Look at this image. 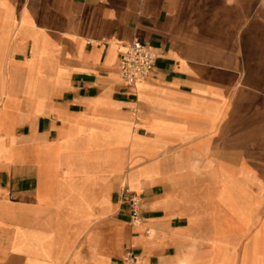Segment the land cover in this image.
Returning a JSON list of instances; mask_svg holds the SVG:
<instances>
[{
    "label": "crops",
    "instance_id": "crops-1",
    "mask_svg": "<svg viewBox=\"0 0 264 264\" xmlns=\"http://www.w3.org/2000/svg\"><path fill=\"white\" fill-rule=\"evenodd\" d=\"M201 6L0 0V264H264V28L235 52Z\"/></svg>",
    "mask_w": 264,
    "mask_h": 264
},
{
    "label": "rangeland",
    "instance_id": "rangeland-1",
    "mask_svg": "<svg viewBox=\"0 0 264 264\" xmlns=\"http://www.w3.org/2000/svg\"><path fill=\"white\" fill-rule=\"evenodd\" d=\"M209 0H202L201 11L203 13L201 21L195 23L196 31L204 34L208 30H218L219 42H225L226 32H231L232 42L235 52L240 53L239 48L243 41L245 32L257 30V24L260 21L264 28V6L257 5L258 0H218L219 3L228 2L235 5H219L209 7ZM249 3L250 5H237L238 3ZM206 3V4H205ZM222 34V35H221Z\"/></svg>",
    "mask_w": 264,
    "mask_h": 264
},
{
    "label": "built area",
    "instance_id": "built-area-1",
    "mask_svg": "<svg viewBox=\"0 0 264 264\" xmlns=\"http://www.w3.org/2000/svg\"><path fill=\"white\" fill-rule=\"evenodd\" d=\"M156 58V53L147 44L134 39L120 52L118 61L120 76L127 83L144 80L151 74ZM141 198V194L128 187L121 192V200L129 205L130 216L134 221L139 218ZM123 260L125 264H144L142 255L133 249L125 252Z\"/></svg>",
    "mask_w": 264,
    "mask_h": 264
}]
</instances>
